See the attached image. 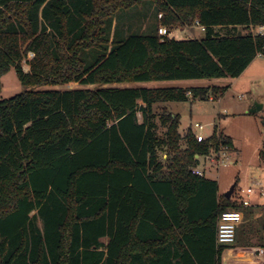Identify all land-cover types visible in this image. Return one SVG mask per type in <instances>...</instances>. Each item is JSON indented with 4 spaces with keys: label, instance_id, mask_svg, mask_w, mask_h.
Returning <instances> with one entry per match:
<instances>
[{
    "label": "trees",
    "instance_id": "16d2710c",
    "mask_svg": "<svg viewBox=\"0 0 264 264\" xmlns=\"http://www.w3.org/2000/svg\"><path fill=\"white\" fill-rule=\"evenodd\" d=\"M146 1L166 35L113 33ZM194 22L204 38L180 32ZM259 25L264 0H0V89L12 67L25 87L0 99V264H222L218 217L241 205L192 173L219 139L189 131L181 149L180 116L160 137L153 107L226 88L117 84L237 78L264 56L243 32ZM71 83L94 87H46Z\"/></svg>",
    "mask_w": 264,
    "mask_h": 264
},
{
    "label": "rangeland",
    "instance_id": "374dc122",
    "mask_svg": "<svg viewBox=\"0 0 264 264\" xmlns=\"http://www.w3.org/2000/svg\"><path fill=\"white\" fill-rule=\"evenodd\" d=\"M154 6L146 1L136 4L134 7L114 15V28L120 23L127 34L129 33H149L155 24L158 27L168 26L162 23L164 14H154ZM118 18V19H117ZM180 32L187 37L202 39L205 37V30L194 22L192 26L179 27ZM258 28L250 27L243 29L244 33L256 34ZM113 38V34H112ZM30 53V52H29ZM29 53L22 60L24 71H29L28 61L34 58ZM88 54L92 52L88 51ZM94 56L87 57L86 62L92 63ZM0 99L9 98L25 90L21 84L14 67L1 78ZM118 86H132L134 83H122ZM149 87H196V86H217L225 87L226 90L221 95L210 93L205 100L190 97L184 101H168L157 103L153 107L154 120L157 123V133L160 137L165 136L168 126L162 122L163 114L171 112L174 116H180L181 149H185L186 135L189 131L195 137L202 134L210 137L216 135H229L234 144L229 154L228 164L212 163L203 156L200 157V168L205 169L209 177L219 183L221 194H225L235 184L232 194L234 201L241 205L246 197L242 191L247 187L255 189V196L252 198V206H240V210L245 215V221L239 225L236 232V241L231 246L247 245L248 239L255 243L264 244V56L257 57L249 67L237 78L220 79H184L144 82ZM47 88L69 89L76 87H94V85L82 86L77 83L46 86ZM256 103L263 104V108L258 111H251ZM201 123L205 130L200 131L194 127L195 123ZM170 153H172L171 150ZM167 152V151H163ZM166 159V158H164ZM226 160L225 158L222 161ZM220 165V166H219ZM264 246V245H263Z\"/></svg>",
    "mask_w": 264,
    "mask_h": 264
},
{
    "label": "built area",
    "instance_id": "2783aa9c",
    "mask_svg": "<svg viewBox=\"0 0 264 264\" xmlns=\"http://www.w3.org/2000/svg\"><path fill=\"white\" fill-rule=\"evenodd\" d=\"M197 24L201 27V29H205V27L200 25L198 22ZM256 28H258L256 34L264 35V25H259ZM159 33L161 35H166L168 33V29L164 25L160 26ZM29 55L32 57L35 56V53L30 52ZM194 127L197 128L200 133L205 130V126L199 122L195 123ZM194 134L195 138L199 142L205 141L209 138L202 134ZM217 138L219 139V142L216 143L214 141H211L209 153L202 156L206 160H209L212 165L215 163H219L220 165L228 164L225 162H228V160L230 159L229 154L231 153L232 146L229 143H225L223 139H220V134L217 135ZM202 156L197 154L196 158L200 159V157ZM223 158H225L226 160L222 161ZM192 173L200 176L206 175V171L204 169H201L199 166L192 168ZM242 191L245 193L246 197L242 200L241 205L247 207L252 206V198L253 196H255V189L253 187H247L245 190L243 189ZM262 196H264V192H262ZM243 220L244 215L241 210H226L219 215L217 221L216 243L218 246H225L226 248L224 249V251L227 248L232 247L231 244L236 241L237 228L243 222ZM252 253L264 255V247H257L252 251Z\"/></svg>",
    "mask_w": 264,
    "mask_h": 264
},
{
    "label": "crops",
    "instance_id": "0c3cea01",
    "mask_svg": "<svg viewBox=\"0 0 264 264\" xmlns=\"http://www.w3.org/2000/svg\"><path fill=\"white\" fill-rule=\"evenodd\" d=\"M257 57H263V55H258ZM228 78H231V77H228ZM136 85H144V82L136 83ZM224 136L225 137H229L232 140V138L229 135H225L224 134ZM232 142H233V140H232ZM232 148L234 149V144H233V147ZM168 156L169 155H168L167 152H163V154H162V161L164 162L165 167L163 168V171H161V175H165V173L168 170L167 169V163L169 161V159H168L169 157ZM164 158H166V159H164ZM195 158H196V156H195ZM196 159H198V161H199V158H196ZM198 166L200 167V162H199ZM205 176L208 177V178H211V177H209V175H207V172H206V175ZM211 179H213V178H211ZM219 194H221L220 193V189H219ZM261 195H262V192H261ZM244 221H245V215H244V220H243V222L241 224H243ZM144 234L146 236H148L150 234V231L149 230L148 231H145ZM252 239L253 238H249L248 239L247 245L243 244L241 246L238 245V246H232V247L227 248L223 252L222 264H264V255H259V254L252 253V251L255 248H257V247H264V246L261 243L260 244L259 243H255L256 241H254ZM102 240L105 241V243H108L109 242V238L108 237H104ZM101 249H105V248H101ZM165 258L168 259L167 256L164 257V259Z\"/></svg>",
    "mask_w": 264,
    "mask_h": 264
},
{
    "label": "water",
    "instance_id": "95a60500",
    "mask_svg": "<svg viewBox=\"0 0 264 264\" xmlns=\"http://www.w3.org/2000/svg\"><path fill=\"white\" fill-rule=\"evenodd\" d=\"M242 34V31H239V35ZM263 108V104L261 103H256V105L251 109V111H258V110H261ZM234 189H235V184L231 186L230 190L227 191L225 193V195L228 197V198H231L232 197V194L234 192Z\"/></svg>",
    "mask_w": 264,
    "mask_h": 264
},
{
    "label": "bare ground",
    "instance_id": "6f19581e",
    "mask_svg": "<svg viewBox=\"0 0 264 264\" xmlns=\"http://www.w3.org/2000/svg\"><path fill=\"white\" fill-rule=\"evenodd\" d=\"M232 251V250H231ZM229 258V257H228ZM230 259V258H229Z\"/></svg>",
    "mask_w": 264,
    "mask_h": 264
}]
</instances>
